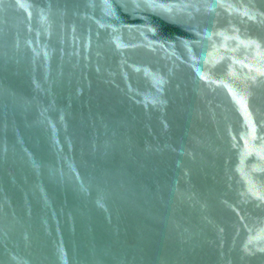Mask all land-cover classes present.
<instances>
[{"label": "water", "instance_id": "95a60500", "mask_svg": "<svg viewBox=\"0 0 264 264\" xmlns=\"http://www.w3.org/2000/svg\"><path fill=\"white\" fill-rule=\"evenodd\" d=\"M0 264H264V0H0Z\"/></svg>", "mask_w": 264, "mask_h": 264}]
</instances>
